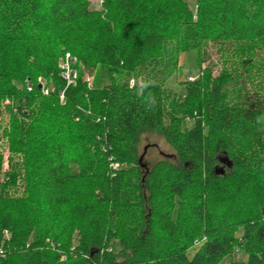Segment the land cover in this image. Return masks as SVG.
Segmentation results:
<instances>
[{
	"label": "trees",
	"instance_id": "1",
	"mask_svg": "<svg viewBox=\"0 0 264 264\" xmlns=\"http://www.w3.org/2000/svg\"><path fill=\"white\" fill-rule=\"evenodd\" d=\"M101 1L0 0V264H264V0ZM210 45L216 76L166 87ZM146 131L173 160L143 166Z\"/></svg>",
	"mask_w": 264,
	"mask_h": 264
},
{
	"label": "rangeland",
	"instance_id": "2",
	"mask_svg": "<svg viewBox=\"0 0 264 264\" xmlns=\"http://www.w3.org/2000/svg\"><path fill=\"white\" fill-rule=\"evenodd\" d=\"M89 1L91 3L92 10L96 12L102 11L101 0H89ZM188 1L190 3L192 10H194L195 9L194 0H188ZM65 58H66V54L60 60V70L62 63L65 61ZM77 63L78 61L76 59V62L73 65L74 66L73 69H75V65ZM205 67L211 68L213 76H216L222 69L220 54L217 52V49L212 47L211 45L207 48V59L205 60V62L201 67L197 65V55L195 51H186L180 54L178 57V69L166 82V87L172 90H179L180 82L195 79L199 74L200 70ZM75 71L77 70L75 69ZM80 72L82 78L84 79V81L88 83V86L90 88H92L94 84L102 85L106 83L105 73L102 67L97 68V70H95L91 74H88L82 67H80ZM76 78H77V73H76ZM261 78L264 80L262 76ZM255 82H253L254 86H255ZM257 82H260V80L258 79ZM61 95L62 94H60V96ZM8 120L9 119L6 110L3 107H1L0 108V163H1L0 180L3 179V175L10 170L9 164H10L11 154L8 150L7 138L4 135V130L5 127H7ZM191 124H192L191 120L187 119L186 127L187 128L191 127ZM138 151L140 157L142 158L141 162L145 168H150L155 162L162 159H168V160L174 159L173 151L171 150V148L167 145V143L164 141L162 136L154 131H146L142 133L140 137ZM115 165H112V168ZM20 184H21L20 182H17V187H19V190L16 192V195H19L20 191H22ZM240 233L241 230L236 235H240ZM5 235L8 236L9 234H5ZM194 252L195 249L190 250L188 252V257H191L194 254ZM238 261H242L246 263L247 255L244 252L234 251L231 254L224 256L217 264H232L233 262H238Z\"/></svg>",
	"mask_w": 264,
	"mask_h": 264
},
{
	"label": "built area",
	"instance_id": "3",
	"mask_svg": "<svg viewBox=\"0 0 264 264\" xmlns=\"http://www.w3.org/2000/svg\"><path fill=\"white\" fill-rule=\"evenodd\" d=\"M76 62V58L70 56L69 54H66L65 61L61 65V75L62 77L67 81L68 84H75L76 79V71L73 69V65ZM44 94H47L48 92L46 90L43 91ZM60 98L62 99L63 96L61 95ZM117 165L113 167V169H116ZM7 234V232H5ZM7 236V235H6ZM197 241L195 242V245H197ZM0 255H3V252L0 251Z\"/></svg>",
	"mask_w": 264,
	"mask_h": 264
},
{
	"label": "water",
	"instance_id": "4",
	"mask_svg": "<svg viewBox=\"0 0 264 264\" xmlns=\"http://www.w3.org/2000/svg\"><path fill=\"white\" fill-rule=\"evenodd\" d=\"M38 87L41 88V85H39ZM141 159H142V158L140 157V161H141Z\"/></svg>",
	"mask_w": 264,
	"mask_h": 264
}]
</instances>
